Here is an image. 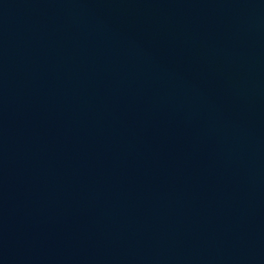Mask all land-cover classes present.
<instances>
[{
	"label": "water",
	"instance_id": "95a60500",
	"mask_svg": "<svg viewBox=\"0 0 264 264\" xmlns=\"http://www.w3.org/2000/svg\"><path fill=\"white\" fill-rule=\"evenodd\" d=\"M0 264H264V0H0Z\"/></svg>",
	"mask_w": 264,
	"mask_h": 264
}]
</instances>
